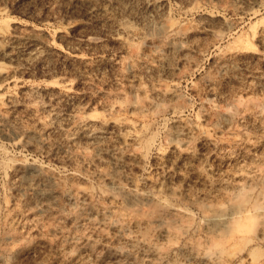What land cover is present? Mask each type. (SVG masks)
Segmentation results:
<instances>
[{"label": "rangeland", "instance_id": "1", "mask_svg": "<svg viewBox=\"0 0 264 264\" xmlns=\"http://www.w3.org/2000/svg\"><path fill=\"white\" fill-rule=\"evenodd\" d=\"M263 217L264 0H0V264H264Z\"/></svg>", "mask_w": 264, "mask_h": 264}, {"label": "bare ground", "instance_id": "2", "mask_svg": "<svg viewBox=\"0 0 264 264\" xmlns=\"http://www.w3.org/2000/svg\"><path fill=\"white\" fill-rule=\"evenodd\" d=\"M101 1H105V0H101ZM158 93H159V92H158ZM170 96H171V95H170ZM77 119H78V118H77ZM104 121H105V120H104ZM83 127H84V126H83ZM122 127H123V126H122ZM137 130H138V129H137ZM32 165H33V164H32ZM237 173H238V172H237ZM233 178L236 179L234 176H233ZM240 179H241V178H240ZM232 198H233V197H232ZM244 204H245V203H244ZM236 205H237V204H236ZM255 206H257V205H255ZM236 207H238V206H236ZM236 207L233 208V209H236ZM239 207H241V206L239 205ZM242 207H243V205H242ZM257 207H258V206H257ZM259 208H260V207H259ZM259 208H255V209H259ZM237 209H238V208H237ZM240 209H241V208H240ZM247 209H248V208H247ZM241 210H242V209H241ZM251 210H252V209H251ZM173 211H175V209H174ZM243 211H244V210H243ZM235 212H236V211H235ZM250 212H251V211L249 210V214H250ZM177 213H178V212H176V214H177ZM216 213H217V212H216ZM232 213H233V212H232ZM242 213H243V212H242ZM242 213H241L240 210H239L238 212H236L235 215H237V214H242ZM244 213H248V211H247V212H244ZM258 213H259V212H258ZM258 213H257V214H258ZM260 213H261V212H260ZM226 214H227V213H226ZM228 214H230V213H228ZM261 214H262V213H261ZM244 215H245V214H244ZM250 215H251V214H250ZM253 215H254V214H253ZM253 215H252V216H253ZM259 215H260V214H259ZM239 216H240V215H239ZM255 216H257V215H255ZM262 216H263V215H262ZM209 217H210V216H209ZM213 217H214V216H213ZM213 217H212V218H213ZM226 217H228V216H226ZM226 217L224 218V217H222V216H219V215L217 216V215H216V217H214L213 220H215V221L218 222V223H221V224H222L221 226H223V225H226L229 221L231 222V220L227 221ZM233 217H234V216H233ZM253 217H254V216H253ZM210 218H211V217H210ZM263 218H264V217H263ZM208 219H209V218H208ZM246 219L249 220V221H253L252 218H248V217H246ZM254 219H255V218H254ZM257 219H258V218H257ZM233 220H234V219H233ZM237 220H238V219H237ZM255 220H256V219H255ZM257 221H258V220H257ZM209 222H210V221H209ZM230 222H229V224H230ZM243 222H244V221H243ZM255 222H256V221H254V223H255ZM235 223H236V222H235ZM245 223H246V222H245ZM247 223H248V222H247ZM247 223H246V224H247ZM261 223H262V222H261ZM212 224H214V223H212ZM229 224H228V225H229ZM232 224H233V223H231V226H232ZM251 224H252V223H251ZM262 224H263V223H262ZM241 225H242V224H241ZM241 225L238 224V225H237V226H238L237 228L242 227V229H243L244 227L241 226ZM252 225H253V224H252ZM255 225H256V224H255ZM257 225H258V224H257ZM218 226H219V225H218ZM234 227H235V226H234ZM234 227H233V228H234ZM250 227H251V226H250ZM252 227H253V226H252ZM257 227H258V226H257ZM228 228H229V227H228ZM235 228H236V227H235ZM237 228H236V229H237ZM253 228H254V227H253ZM263 228H264V227H263ZM263 228H262V229H263ZM247 229H248V227H247ZM249 229H251V228H249ZM259 229H260V228H259ZM251 230H252V229H251ZM239 231H241V230H239ZM244 231H246V230H244ZM254 231H255V230H254ZM256 231H257V230H256ZM258 231H259V230H258ZM262 231H263V230H262ZM262 231H261V232H262ZM242 232H243V231H242ZM261 232H260V233H261ZM247 233H248V231H247ZM247 233H245V234L247 235ZM250 233H251V232H250ZM258 233H259V232H258ZM262 234H263V233H262ZM256 235H257V234H256Z\"/></svg>", "mask_w": 264, "mask_h": 264}]
</instances>
